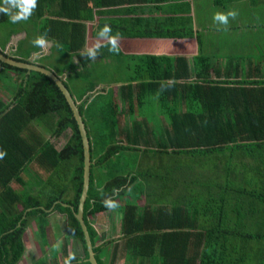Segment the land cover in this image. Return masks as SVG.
Listing matches in <instances>:
<instances>
[{
    "label": "trees",
    "instance_id": "trees-1",
    "mask_svg": "<svg viewBox=\"0 0 264 264\" xmlns=\"http://www.w3.org/2000/svg\"><path fill=\"white\" fill-rule=\"evenodd\" d=\"M145 1L38 0L31 18L17 24L0 13V51L20 32L25 37L5 53L21 61L41 49L32 44L36 36L54 41L36 62L59 76L68 72L64 83L87 127L84 220L99 264H114L120 253L126 264H264V40L254 68L224 47L223 65L195 33L190 12L159 18L138 10L128 19L118 8L119 19L103 20L104 10H95ZM95 17L93 27L109 24L119 33L120 52L103 48L90 61L78 52L90 43ZM126 37L147 45L129 47ZM164 40L170 43L158 54ZM0 82L7 93L0 96V149L7 153L0 160V264L22 261L31 225L45 250L32 264H65L69 254L71 264H92L75 216L85 155L71 106L43 72L0 61ZM148 102L162 117L161 132L150 125ZM113 189L119 206L109 210L102 200ZM54 213L65 225L49 242ZM110 213L120 236L107 238L95 224Z\"/></svg>",
    "mask_w": 264,
    "mask_h": 264
},
{
    "label": "crops",
    "instance_id": "crops-1",
    "mask_svg": "<svg viewBox=\"0 0 264 264\" xmlns=\"http://www.w3.org/2000/svg\"><path fill=\"white\" fill-rule=\"evenodd\" d=\"M263 4L264 0H152L151 2L150 0H148L145 1V3H127V5L121 7L114 5H111L110 7L106 6L100 9H97V7H95V10H104V17H101L103 20L119 19V15L121 14L116 13V10L118 8H126L125 10L128 12L129 16L128 19L132 17V15L135 17L137 15L135 12H138V10H141L143 13L157 14V17L159 18H164V13L167 11L176 12L182 10L185 12H190L192 16L191 21L193 20L191 22V26L194 27L195 33L197 35L198 33L203 34V40H205L206 42L207 51L210 52V54L214 55L220 54V57H217L215 59L216 61H220L223 65H225L228 61L226 55L219 51V48L224 47L228 50H232L234 54L239 56V61L242 63L243 68H249L250 66L254 68L255 57H252V55L255 53V48L258 45L263 44L262 37L260 36V30L264 28ZM229 10H235L238 15L235 19H229V24L227 26V30L225 31L223 30V26H217L214 24L212 17L213 14L217 11L227 12ZM122 11L124 10L122 9ZM121 18L123 19L124 17ZM96 22V17L94 20L88 22V35H90L88 40L90 41V43L95 40L96 33L99 29L93 27ZM18 34L23 35L17 36L13 44L11 43L7 49L5 48L6 50H8V53L15 48V45L17 44V41L19 39L25 37V32L14 34V36ZM47 41L48 47L46 49H40L36 52H33L30 56L32 60L33 56L37 53L40 54V58L38 60H41L43 56L51 53L54 41L49 38H47ZM126 41L128 42L129 47H131L132 45H147L142 44V39H135L134 37H126ZM197 41H195L194 47L195 44H197ZM167 43L169 44L170 41L164 40L163 43L157 45L158 54L166 50ZM177 43L178 41L172 42L173 45H176ZM194 54L196 55L197 52L190 53L189 56H192ZM74 59L75 62H77V58L74 57ZM234 60L236 61V59ZM67 75L68 72H64L60 76L65 79ZM106 85L108 84L101 82L98 87L101 88ZM118 257L114 264H126V260L124 259V257H122L121 253Z\"/></svg>",
    "mask_w": 264,
    "mask_h": 264
},
{
    "label": "clouds",
    "instance_id": "clouds-1",
    "mask_svg": "<svg viewBox=\"0 0 264 264\" xmlns=\"http://www.w3.org/2000/svg\"><path fill=\"white\" fill-rule=\"evenodd\" d=\"M38 7V0H0V13L5 14L11 23L17 24L22 21H27L31 18L36 8ZM238 13L235 10H229L227 12L217 11L213 14V22L217 26H223V30H227L229 19H235ZM219 30V27H218ZM32 44L36 48L46 49L48 47V41L46 35L36 36ZM59 47V45H57ZM107 48L110 53L119 54V33L113 34V29L109 24H104L99 27L95 40L83 47L78 55L84 59L95 61L101 53V49ZM40 54L37 53L33 56V60H38ZM175 81L161 82V90L171 88ZM7 155L6 151L0 149V160H3ZM103 194L102 189H98ZM118 195V189H113L111 195L104 196L102 204L109 210H115L119 205L114 197ZM75 259L74 254H69L65 264H71V261Z\"/></svg>",
    "mask_w": 264,
    "mask_h": 264
},
{
    "label": "water",
    "instance_id": "water-1",
    "mask_svg": "<svg viewBox=\"0 0 264 264\" xmlns=\"http://www.w3.org/2000/svg\"><path fill=\"white\" fill-rule=\"evenodd\" d=\"M0 61L5 62L7 64L25 68L28 71L36 70L43 72L47 75H49L60 87L62 92L64 93L69 105L71 106V109L73 111V114L77 120V123L79 125L80 133L82 136L83 140V145H84V155H85V163H84V183H83V190L82 194L80 197V202L78 206V211L75 212V216L79 220L81 227L83 229L84 235H85V240L87 244V249L89 252V257L88 260L92 264H99L97 261V258L95 256V252L93 250V244L92 240L89 234V230L87 227V224L84 220V204L88 195V189H89V184H90V175H91V150H90V140L88 137V131L86 124L84 122L83 115L80 112L79 109V103L75 100L73 94L69 90V88L66 86L64 83V79L56 74L52 69L43 66L42 64H38L36 62H31L29 60L27 61H21L18 59H14L13 57L9 56L8 54L0 51Z\"/></svg>",
    "mask_w": 264,
    "mask_h": 264
},
{
    "label": "rangeland",
    "instance_id": "rangeland-1",
    "mask_svg": "<svg viewBox=\"0 0 264 264\" xmlns=\"http://www.w3.org/2000/svg\"><path fill=\"white\" fill-rule=\"evenodd\" d=\"M21 35H23V34H18L15 36L12 35L10 37V40L7 42V45L5 48L7 49L11 43L13 44V42L16 40L17 36H21ZM260 36L264 40V28H262V30H260ZM177 45H179V44H177ZM6 49H5V52L8 53V50H6ZM28 60L31 62H36V61H33L30 57ZM36 63H38V62H36ZM38 64H40V63H38ZM11 82H12V80L10 81V83ZM1 85L3 86L2 83H1ZM3 94H7V93L5 91H3V89L0 87V96H2L4 99L5 97ZM146 110L149 112V121H150V125L152 126V128H155L158 132H161L163 130L162 117H160L158 119L159 113L156 111L154 106L149 102L146 105ZM64 143H65V140L60 141V143H58V144H59V146H62ZM40 174L42 177L45 176L44 172H42V171ZM112 223H113V219H112V215L110 213V217L106 216L105 220H103V219L98 220L95 225L99 230H102V233L105 235V237L107 236V238L120 236V232H119L120 225L117 223H116V225H113ZM64 225H65V220L61 214L54 213L50 216L49 225L47 228L48 241L49 242H54L55 240H57V237L62 236L61 232L63 230ZM30 229H32V231H30V230L28 231L26 239H25L26 244H27L26 245L27 250H26L25 256L22 259V261L19 262L18 264H32L34 259L41 256L42 255L41 253L43 251H45V250L42 251V245L40 244V242L38 241V239L34 233L33 225H31ZM68 247H69V252L71 253V250L74 249V246H72L71 242L68 243ZM77 252H80L79 248L77 249ZM119 264H122V263H119Z\"/></svg>",
    "mask_w": 264,
    "mask_h": 264
}]
</instances>
